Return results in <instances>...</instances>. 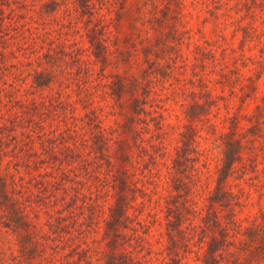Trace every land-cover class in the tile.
I'll return each instance as SVG.
<instances>
[{
    "label": "rangeland",
    "instance_id": "rangeland-1",
    "mask_svg": "<svg viewBox=\"0 0 264 264\" xmlns=\"http://www.w3.org/2000/svg\"><path fill=\"white\" fill-rule=\"evenodd\" d=\"M50 1L3 3L0 168L8 172L9 191L36 225L38 252L31 261L25 258L0 207V264H104L112 248L105 229L115 199L109 168L122 163L120 154L126 156L125 166L139 189L128 206V217L118 224L117 251L124 252L130 264H204L199 212L182 223L173 247L178 253L168 249L165 209L166 200L176 195L175 146L188 122L184 110L193 92L203 101L210 91L214 100L208 123L192 120L197 150L191 153V163L196 174L193 192L187 196V202L203 212L222 161L218 132L228 129L230 118L236 116L243 126L255 123L260 131L257 145L264 149V115H258V105H264V2L182 0L180 29L185 40L180 50L186 65L179 59L166 74L150 75L145 109L136 115L134 128L122 132L129 104L124 96L117 99L108 84L113 73L123 71L114 38L129 31L126 23L115 25L119 1L53 0L54 9L48 7ZM146 23L140 27L151 34ZM249 24L256 33L243 40ZM93 28H101L97 35L105 58L94 54ZM141 57L142 53L137 59ZM138 67L134 63L133 70ZM259 72L256 89L250 91L247 76L254 78ZM36 74L47 81L36 83ZM94 132L107 141L102 157L93 142ZM121 138L128 140L130 150H114ZM160 140L157 150L152 143ZM256 151L255 169L237 168L249 163L245 150L242 162L237 161L227 177V187L239 200L233 207L240 225L230 230V248L235 250L246 236L244 228L264 214V150ZM215 205L225 220L227 207Z\"/></svg>",
    "mask_w": 264,
    "mask_h": 264
},
{
    "label": "trees",
    "instance_id": "trees-1",
    "mask_svg": "<svg viewBox=\"0 0 264 264\" xmlns=\"http://www.w3.org/2000/svg\"><path fill=\"white\" fill-rule=\"evenodd\" d=\"M5 1L0 0V19L4 14L3 3ZM118 1L119 6L115 10V25L117 27L126 23L129 31L124 33L121 38L118 36L114 38V47L118 55L117 61L120 62L123 71L113 73V77L108 84L117 99L124 96L128 101L130 111L126 110L124 113L125 119L122 129V132H128L134 128L133 123L136 115H139L145 109L144 103L151 87L149 86L151 82L150 75L156 72L161 75L166 74L168 68L174 67L179 59L183 61V65H186V62H184L185 56L180 50L185 36L180 29L183 16L181 13L182 0ZM252 2L256 3V0H252ZM260 2L263 5L264 0H260ZM54 5L56 3L53 0L48 3V7H51V9L55 8ZM146 21H148V24ZM144 23L152 30L151 34L147 32V29L144 32L142 31L140 26ZM238 25L241 26L242 23ZM247 26L244 27L243 40L251 39L256 33V28H253L252 24H249L251 28H247ZM93 29L90 31V41L94 46V54L100 59L105 58L104 45L99 35H97L101 32V28ZM200 47L199 45L197 51H199L200 56H203V50ZM140 53H142V57L137 59ZM200 60H203V58H200ZM213 60H215V56ZM134 63L139 66L137 71L133 70ZM260 74L261 72L256 73L254 78L252 75L247 76L250 91L256 89L254 79H258ZM237 77H240V75H236ZM237 79L239 80V78ZM35 81L38 84H43L47 80L45 78L41 79L39 74H36ZM250 91H247L246 94ZM209 92L206 90V97L203 101H200L199 97L193 92L191 101L185 106L184 111L188 122L179 134L180 144L175 146L176 155L173 159L176 172L172 178V184L176 190V195L175 197L172 195L171 199L166 200L165 229L170 241L168 249L169 252L174 250L175 254L178 253V248L173 247L179 242L178 238L180 239L182 223L186 218H189L192 212H199L202 219L200 238L205 243L202 252L204 264H264V214H261V220L252 221L244 228L243 232L246 236L240 240L242 243L237 246L238 250L230 248L232 242L230 230L239 224L234 214L233 205H237L239 200L236 194L227 187V177L236 169L234 168L235 163L237 161L242 162V155L245 150L249 154V163L242 162L237 168L243 170L252 167L255 169L259 154V151L257 153L256 150H264L263 147L259 148L257 145L256 136L260 135L258 134L260 131L255 123L243 126L238 123L236 116L230 118L228 129L218 132L217 138L220 139L222 161L217 169L216 183L212 193L208 196L209 202L206 209L203 212L201 208L199 210L195 205H190L192 202H187L189 199L187 196L190 192H193L192 186L195 184L193 177L196 174L194 171L196 168L191 163V159H194L191 153L197 150L196 126L192 120L196 119L201 122L205 120L208 123L207 113L214 100L209 98ZM139 93H142V96ZM262 103L264 104V99ZM121 104L124 105L123 102ZM258 108V115H264V105H258ZM211 124L213 123H209L210 126ZM160 127L161 125H159ZM93 137L96 151L102 157L104 154L103 147H106L103 145L107 141L103 140V135L100 132H94ZM161 144V140L152 143L157 150L161 147ZM116 145L114 150H130L128 140L125 138L119 139ZM118 157L124 159L122 163L120 161V165L115 169L109 168L111 170V185L115 189V199L110 206V217L106 221L105 229V233L111 235L109 243L112 244V248L106 254L104 264H130L127 255L124 252L117 251L115 243L117 241L116 236L120 233L118 224L128 217V206L136 196L135 190L139 188L125 166L126 156L120 154ZM107 160L112 167L110 159ZM7 174L8 172L4 173L0 168V207L5 217L4 223L16 232L20 251L27 260L31 261L38 252L36 225L26 212L25 205L9 191ZM143 192L145 193V191ZM215 203L227 207L228 212L225 220L220 218L221 214L216 209ZM58 218H63V216L59 215Z\"/></svg>",
    "mask_w": 264,
    "mask_h": 264
}]
</instances>
